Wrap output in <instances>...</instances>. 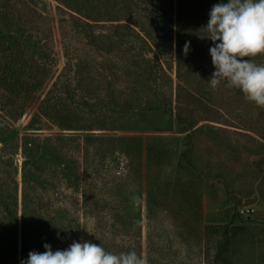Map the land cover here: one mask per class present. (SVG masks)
Segmentation results:
<instances>
[{
  "label": "rangeland",
  "instance_id": "rangeland-1",
  "mask_svg": "<svg viewBox=\"0 0 264 264\" xmlns=\"http://www.w3.org/2000/svg\"><path fill=\"white\" fill-rule=\"evenodd\" d=\"M90 1L86 18L58 0H0V244L29 171L46 179L50 205L78 209L80 242L134 250L145 264H214L223 225L251 207L233 264H264V108L210 87L208 20L189 19L216 0ZM39 70L41 89L13 86ZM40 155L73 162L82 193L57 156Z\"/></svg>",
  "mask_w": 264,
  "mask_h": 264
},
{
  "label": "clouds",
  "instance_id": "clouds-1",
  "mask_svg": "<svg viewBox=\"0 0 264 264\" xmlns=\"http://www.w3.org/2000/svg\"><path fill=\"white\" fill-rule=\"evenodd\" d=\"M208 15L204 38L212 42L209 53L215 69L207 80L210 87L238 89L247 101L264 108V65L253 60L264 55V0H220ZM188 51L186 43L184 53ZM43 248L42 253L30 251L20 264H145L134 250L117 254L87 241H73L64 250L53 251L48 243Z\"/></svg>",
  "mask_w": 264,
  "mask_h": 264
},
{
  "label": "trees",
  "instance_id": "trees-1",
  "mask_svg": "<svg viewBox=\"0 0 264 264\" xmlns=\"http://www.w3.org/2000/svg\"><path fill=\"white\" fill-rule=\"evenodd\" d=\"M66 2L68 7L74 8L73 10L83 17V5L81 0H58ZM91 0L90 3H93ZM97 3L99 0H95ZM220 0H216L215 3L205 5L200 12H195L189 15V19L198 20L201 17L209 19V12L212 6L216 3H219ZM227 2V0H225ZM8 5H3L0 3V17L7 19L9 16L5 14L4 10L8 9ZM5 14V15H3ZM89 16V15H88ZM89 18L87 16H84ZM9 23V20H7ZM180 31H181V19H180ZM2 36H0L1 38ZM34 48L36 50L37 57L39 58H48V54L43 51L41 46L45 44L41 39H35L33 41ZM20 79V81H19ZM46 76L44 73H41V70L38 71L34 83L28 84L18 76L13 86H17L20 83V87L32 90H39L45 82ZM1 82V77H0ZM17 84V85H16ZM49 95V93L47 94ZM49 101L47 98L44 100V103L41 107V114L45 116L51 115L52 111ZM73 129V128H67ZM49 140H44L43 142L36 143L35 151H42L45 153L49 148ZM51 156H57L56 159L60 161L62 165L63 177L65 178L67 184L70 188L73 189V192L82 193V187L80 185V175L77 171L76 165L67 161L66 159L61 158L59 155H40L42 159L51 161ZM33 155H29V159H33ZM34 163V162H33ZM30 164L27 160L26 163ZM24 183L26 187L23 193V201L20 206L18 204V199L10 209H6L8 217H15V227L10 228L7 226L4 231L5 241L4 244H0V264H8L7 257L10 255H16L20 257V262L23 259L28 257L30 251L44 252L43 248L44 243H48L52 246L53 251L64 250L68 248L73 241L80 242L81 236V217L78 214V209L74 211L68 207H58L54 208L48 202L49 199V187L44 185L46 179L43 178V175L32 174L29 171H26L23 175ZM45 179V180H44ZM38 187H40L38 189ZM227 196H230V191L228 187L225 189ZM45 199L46 202H43ZM5 203V202H4ZM6 205V204H5ZM19 208H21L22 222L21 226L18 225V213ZM247 231V225L244 224V219L241 213H236L233 215L232 219L229 222H226L222 228V234L220 239L217 242V249L214 256V264H233L232 259V248L236 240L245 234ZM57 233L59 237L57 238ZM19 262V261H18ZM17 262V263H18ZM19 262V263H20Z\"/></svg>",
  "mask_w": 264,
  "mask_h": 264
},
{
  "label": "built area",
  "instance_id": "built-area-1",
  "mask_svg": "<svg viewBox=\"0 0 264 264\" xmlns=\"http://www.w3.org/2000/svg\"><path fill=\"white\" fill-rule=\"evenodd\" d=\"M241 214H249L251 212H254V209L251 207L240 209L239 211Z\"/></svg>",
  "mask_w": 264,
  "mask_h": 264
}]
</instances>
